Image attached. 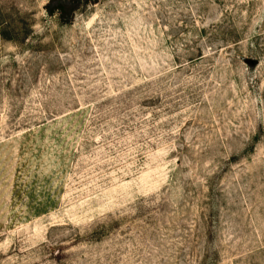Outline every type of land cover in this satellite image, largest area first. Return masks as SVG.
I'll use <instances>...</instances> for the list:
<instances>
[{
  "label": "rangeland",
  "instance_id": "1",
  "mask_svg": "<svg viewBox=\"0 0 264 264\" xmlns=\"http://www.w3.org/2000/svg\"><path fill=\"white\" fill-rule=\"evenodd\" d=\"M0 0V264H264V0Z\"/></svg>",
  "mask_w": 264,
  "mask_h": 264
},
{
  "label": "trees",
  "instance_id": "2",
  "mask_svg": "<svg viewBox=\"0 0 264 264\" xmlns=\"http://www.w3.org/2000/svg\"><path fill=\"white\" fill-rule=\"evenodd\" d=\"M99 0H49L45 10L49 15H58L62 24H70L75 13L84 6L97 3Z\"/></svg>",
  "mask_w": 264,
  "mask_h": 264
}]
</instances>
